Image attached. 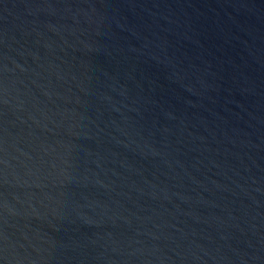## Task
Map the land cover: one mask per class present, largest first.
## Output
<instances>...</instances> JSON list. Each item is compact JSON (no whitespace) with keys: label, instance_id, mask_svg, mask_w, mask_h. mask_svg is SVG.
I'll return each instance as SVG.
<instances>
[{"label":"water","instance_id":"water-1","mask_svg":"<svg viewBox=\"0 0 264 264\" xmlns=\"http://www.w3.org/2000/svg\"><path fill=\"white\" fill-rule=\"evenodd\" d=\"M0 264H264V0H0Z\"/></svg>","mask_w":264,"mask_h":264}]
</instances>
